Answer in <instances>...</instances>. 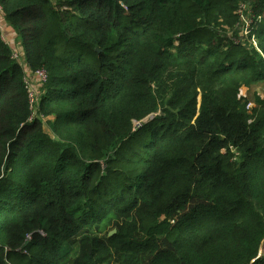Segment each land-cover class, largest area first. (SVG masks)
I'll return each instance as SVG.
<instances>
[{"label": "trees", "instance_id": "1", "mask_svg": "<svg viewBox=\"0 0 264 264\" xmlns=\"http://www.w3.org/2000/svg\"><path fill=\"white\" fill-rule=\"evenodd\" d=\"M0 6V264H264V0Z\"/></svg>", "mask_w": 264, "mask_h": 264}, {"label": "rangeland", "instance_id": "2", "mask_svg": "<svg viewBox=\"0 0 264 264\" xmlns=\"http://www.w3.org/2000/svg\"><path fill=\"white\" fill-rule=\"evenodd\" d=\"M56 1V0H55ZM243 6L241 7V14L244 15L246 8ZM247 19L246 16H243V24H242V34L243 36H245L247 34V27L249 25V21L245 20ZM27 82L29 84V89L30 92L32 93V105H33V110H32V118L36 116V105L40 102L41 98L44 96L45 94V86L43 82L41 81H37L36 79H29V77L27 78ZM262 85V84H261ZM251 91L250 90H246L245 91V95H246V100L249 102L253 103V106H255L254 102H255V96L258 95L261 98H264V91H262V89H264V87L258 85H253L251 86ZM54 118L53 117H47L43 119V131L50 135L52 137V131H51V124L53 123ZM112 231V230H111ZM111 231L107 232V234H109ZM260 255L264 254V248L261 247L260 249Z\"/></svg>", "mask_w": 264, "mask_h": 264}, {"label": "built area", "instance_id": "3", "mask_svg": "<svg viewBox=\"0 0 264 264\" xmlns=\"http://www.w3.org/2000/svg\"><path fill=\"white\" fill-rule=\"evenodd\" d=\"M53 1H55V0H53ZM3 21H4V17H3L2 8L0 6V36H1L2 40L5 42V44H7L11 48V54H12L13 61H15L24 71V74H25L24 81L26 84V88L28 90V95H29L30 104H31V110H33L32 93L30 92L29 84L27 82V80H28L27 78L29 77V79H36L37 81H41V82L45 83L46 79H47L46 73L43 70H39L36 72H30L28 70V68L26 67V65L24 63L23 53H22L21 49L18 47H13L12 45H10L9 38H8L9 28L7 27V25H5V27H4ZM14 38H16V37H14ZM245 91H246L245 87L241 88L239 91V96L244 98V99L247 98L245 95ZM261 99L264 100V98H261ZM253 108H254L253 103L248 101L246 109L248 111H251Z\"/></svg>", "mask_w": 264, "mask_h": 264}, {"label": "crops", "instance_id": "4", "mask_svg": "<svg viewBox=\"0 0 264 264\" xmlns=\"http://www.w3.org/2000/svg\"><path fill=\"white\" fill-rule=\"evenodd\" d=\"M8 34H9V36H8V38H9V43H10V45H12L13 47H18V48H20L21 49V47H20V45L17 43V41H16V38H14L15 37V35H14V33H12L11 31H10V29H9V31H8ZM22 51V50H21ZM259 83H257V84H254V85H258ZM260 86H262V87H264L263 85H261V84H259ZM251 86H253V85H251ZM251 86H249V87H247L246 88V90H252L251 89ZM262 91H264V89H262Z\"/></svg>", "mask_w": 264, "mask_h": 264}, {"label": "water", "instance_id": "5", "mask_svg": "<svg viewBox=\"0 0 264 264\" xmlns=\"http://www.w3.org/2000/svg\"><path fill=\"white\" fill-rule=\"evenodd\" d=\"M115 232H116L115 230H112V231L108 234V236H109V237L113 236V235L115 234Z\"/></svg>", "mask_w": 264, "mask_h": 264}]
</instances>
